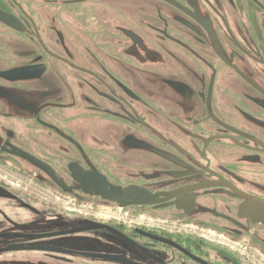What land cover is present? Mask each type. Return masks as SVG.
<instances>
[{
	"label": "flooded vegetation",
	"instance_id": "af4514ba",
	"mask_svg": "<svg viewBox=\"0 0 264 264\" xmlns=\"http://www.w3.org/2000/svg\"><path fill=\"white\" fill-rule=\"evenodd\" d=\"M0 264H264V0H0Z\"/></svg>",
	"mask_w": 264,
	"mask_h": 264
}]
</instances>
